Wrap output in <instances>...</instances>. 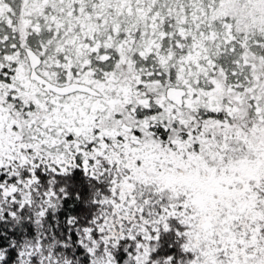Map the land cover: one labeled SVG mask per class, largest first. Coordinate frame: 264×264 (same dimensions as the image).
Instances as JSON below:
<instances>
[{
	"label": "snow or ice",
	"instance_id": "1",
	"mask_svg": "<svg viewBox=\"0 0 264 264\" xmlns=\"http://www.w3.org/2000/svg\"><path fill=\"white\" fill-rule=\"evenodd\" d=\"M0 264H264V0H0Z\"/></svg>",
	"mask_w": 264,
	"mask_h": 264
}]
</instances>
